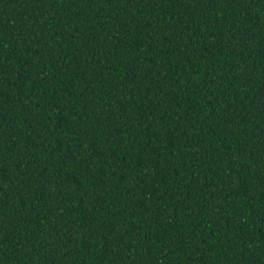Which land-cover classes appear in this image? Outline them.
Here are the masks:
<instances>
[{
  "label": "trees",
  "instance_id": "1",
  "mask_svg": "<svg viewBox=\"0 0 264 264\" xmlns=\"http://www.w3.org/2000/svg\"><path fill=\"white\" fill-rule=\"evenodd\" d=\"M0 264H264V0H0Z\"/></svg>",
  "mask_w": 264,
  "mask_h": 264
}]
</instances>
